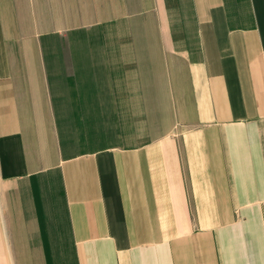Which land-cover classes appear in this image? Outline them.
Here are the masks:
<instances>
[{"label":"crops","instance_id":"0c3cea01","mask_svg":"<svg viewBox=\"0 0 264 264\" xmlns=\"http://www.w3.org/2000/svg\"><path fill=\"white\" fill-rule=\"evenodd\" d=\"M0 264H264V0H0Z\"/></svg>","mask_w":264,"mask_h":264}]
</instances>
